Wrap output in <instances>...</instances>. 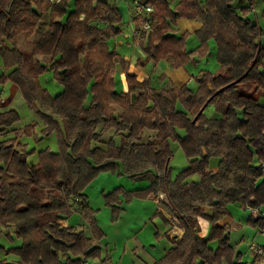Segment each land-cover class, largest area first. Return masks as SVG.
<instances>
[{
  "label": "trees",
  "instance_id": "obj_1",
  "mask_svg": "<svg viewBox=\"0 0 264 264\" xmlns=\"http://www.w3.org/2000/svg\"><path fill=\"white\" fill-rule=\"evenodd\" d=\"M69 1L0 0V57L10 70L2 79L17 87L29 107L39 99L41 74L52 71L63 84V91L48 100L49 113L40 115L42 136L57 134V152L42 150L33 164L28 162L33 152L17 143V137L0 141V227H12L20 240V246L6 251L0 246V252L17 257L14 263L0 259V264L99 259L100 248L63 221L76 208L90 221L92 238L100 240L85 191L99 172L119 168L128 175L154 170L157 174L146 189L123 195L128 202L164 189L183 224L180 242L153 264H256L241 262L226 228L218 226L229 204L264 211V46L257 24L247 17L253 0H180L173 8L169 0H140L153 9L152 31L143 40L147 60L156 64L167 59L178 68L194 56H206L213 41L219 68L196 78L195 91L187 86L157 91L148 80L126 73L125 93L116 91L112 78L123 62L108 47L120 32L118 5L73 0L71 8ZM178 19L202 24L195 32L200 45L193 52L186 51L188 34H175ZM33 33L30 55L47 65L40 61L25 70L24 54L14 39ZM208 105L218 117L203 113ZM18 121L14 110L0 112V137ZM33 128L23 133L31 135ZM109 131L113 137L104 143ZM146 132L150 135L143 141ZM171 140L188 161L173 180ZM211 160L217 161L216 173L209 170ZM194 175L198 181L188 182ZM120 194L117 189L106 196L116 214ZM205 206L213 209L212 216L204 213ZM198 217L210 223L205 237H199ZM247 223L264 231V214L250 216Z\"/></svg>",
  "mask_w": 264,
  "mask_h": 264
},
{
  "label": "rangeland",
  "instance_id": "obj_2",
  "mask_svg": "<svg viewBox=\"0 0 264 264\" xmlns=\"http://www.w3.org/2000/svg\"><path fill=\"white\" fill-rule=\"evenodd\" d=\"M131 1L132 0H122L117 4L122 16L119 26L120 32L109 39L108 47L110 51H114L120 56L126 55L127 60L130 62V66L133 69L148 73L153 65L149 64L144 67L136 65L137 59L140 57L145 60L143 47L146 44V40L137 43L132 38L134 24H129L130 15L128 16L127 11L124 8V6L127 7ZM51 2H53V0ZM69 6L73 8V0L69 1ZM247 17L251 22L257 24V27L260 30V44L264 46V0H253V6L248 12ZM34 35V33L29 37L20 35L14 39L16 41V46L19 47L24 54L22 67L25 70L40 61L45 62L47 65L46 60L40 57H31L30 55L31 41ZM4 45L10 48L12 47V41L5 40ZM194 57L200 59L199 69L207 73L214 72L215 59L213 57L212 60L209 58L208 61L200 56ZM127 60L126 62H128ZM123 68H125V64H123ZM9 71L10 70H7L4 67L3 61L0 57V112L14 110L19 116V121L12 127L14 130L5 131L0 137V141L17 137V143L25 145L29 152H33L32 155L28 157V162L36 164L38 162V152L45 149H48L51 152L58 151L56 133L53 132L48 136H42L41 130L45 125L41 120L40 115L49 113L48 100L50 97L53 98L63 91V84L54 78V73L52 71H46L41 74L39 76V99L32 107H29L22 99L20 93L15 90L12 83L8 80L2 79L3 76H6L9 73ZM121 71V67L117 65L116 70L112 72V78L113 76L115 77V83L118 86L119 91L123 83L122 81L124 80V82H126L124 74L126 71L123 73L124 76H122V74L119 75ZM217 71L215 73H217ZM194 72L196 74L198 73L196 70H194ZM160 77V73L154 72L151 75L152 83L156 84ZM119 78L121 82H119ZM195 86V81L193 80V83L187 87L192 89ZM43 89L46 90V93H42ZM125 89H127V86ZM177 108L181 111L184 110V107L179 103L177 104ZM28 126H34L31 135H25L23 133ZM177 133L180 136L184 135L183 130H178ZM112 134V131L105 132L103 142L106 143L109 140V136H112ZM149 135L150 133L146 132L143 141ZM119 140L120 139L118 138H114L116 144H118ZM101 147L104 148V146ZM170 148L171 151L174 152V161L170 164L169 168L171 169V172L175 174V178L179 169L186 166V160L183 152L180 151L177 141L171 140ZM197 180L198 176L194 175L188 179V182H194ZM148 185L149 182L147 180H143L142 178L134 179L125 173L123 168H119L114 172H99L85 191L88 199V206L92 209L93 214H91L93 215L94 223L102 234L100 240H95L102 250L101 257L105 258V254L108 253V257L111 258L112 263L114 264H144L141 262V259H144L147 253H150L157 259L161 258L164 250L169 249L171 246L170 240L166 236L167 232L171 237L172 244L179 243L182 238L184 233L183 224L178 219V216H176L171 210L166 195L162 193L164 189L160 192L161 197L159 206H157L156 203L154 204V201L150 203L138 202V200H146L145 197L138 198L133 196V198L127 202L123 195L124 193L128 194L133 191L144 190ZM117 189H119L121 193L118 196V205L121 210L116 214V210L107 203L108 198L106 199V196L113 194ZM160 208H163L168 215V224L164 223L160 218L158 214ZM228 212L234 215L237 222L245 225L242 227L244 229H238L231 232L230 244L234 247L235 254H240L241 262L252 263L253 255L248 251L247 244L254 239L256 231L260 232V230H255V228L247 223V219L251 216L250 209L244 210L241 206L229 204ZM66 225L82 231L87 238L93 237L90 221L83 213L77 211L76 208L66 219ZM243 236L244 241L242 240ZM91 242L94 243L93 238L91 239ZM135 242L143 243L145 245V251L132 254ZM254 242L256 245L264 247V238L257 236ZM0 246L4 248L5 251L20 246V240L15 238L14 229L12 227H0ZM212 247L216 248L217 244H213ZM0 259H5L6 261L14 263L16 262L17 257L14 255L7 256L5 252H0ZM94 261L95 259L93 258H86L84 260L86 264H96ZM149 263L150 262H148V264Z\"/></svg>",
  "mask_w": 264,
  "mask_h": 264
},
{
  "label": "crops",
  "instance_id": "obj_3",
  "mask_svg": "<svg viewBox=\"0 0 264 264\" xmlns=\"http://www.w3.org/2000/svg\"><path fill=\"white\" fill-rule=\"evenodd\" d=\"M50 1H52V0H50ZM169 1L171 3V8H173L177 3L180 2V0H169ZM200 1H203V0H200ZM124 8L126 9L127 14L129 16L130 15L129 14V7L128 6L127 7L124 6ZM121 18H122V16H121ZM129 24H130V22H129ZM201 25H202L201 22L198 21V20L178 19L176 21V27H175L176 33L175 34L178 35V36L183 35V34H188V37L186 39V51L187 52H193L194 50H196L199 47L200 43L197 40V38L195 37V32L198 31L201 28ZM208 51H209V53L203 58L206 59V61H208L209 58H210V60H212V57L215 59L216 48H215V43L213 41H209L208 42ZM117 57H118V59L120 61L123 62V64H125V68H123L122 65L118 64V66H120L121 69H122V71L119 73V75L123 74L125 71H126V73L134 74L139 81L148 80L149 83H150L151 88H153V89H155L157 91H166V90H168L170 88L179 89L182 86H189L190 84L193 83V80L195 81V85L196 86L193 87L191 90L195 91L198 88V85L196 83V78L200 77L204 73H207V72H204L201 69H199V67H200V64H199L200 61L199 60L200 59H197L195 57H193L190 62L185 63L181 67L173 68V67H171L170 62L167 59L160 60L156 64H154L151 60H147L146 59V55H145V60L142 59V57H140L139 59H137V63H140V65H138L139 67H144V66L149 65V64L153 65L151 70L148 73L143 72V71H137V69H133L130 66V62L127 60V56L126 55L125 56H120L119 54H117ZM126 60L128 62H126ZM215 60H214V72L213 73H215L217 71L218 67H219V65L217 64V62H215ZM194 70H196L198 73L196 74L194 72ZM154 72H156V73L158 72V73L161 74V77L158 79L156 84H153L152 81H151V75ZM126 73H124L125 74V78H126ZM119 82H121L120 78H119ZM13 86L15 87V90L18 91L17 87L15 85H13ZM125 86H127V83L125 84ZM125 86L122 83L120 91H123L124 93L127 92L128 91V87H127V89H125L126 88ZM115 89H116L117 92H120L117 85H115ZM203 113L209 118L218 117V115L215 114L214 107L212 105H208L204 109ZM115 138H118V137H115ZM180 151H182V150L180 149ZM172 154H173V157H172V159H171V161L169 163V166L174 161V152H172ZM184 158H185V156H184ZM185 160H186V158H185ZM187 166H188V161L186 160V166H184L182 169L186 168ZM182 169H179L178 173ZM209 170L212 173H216L217 172V161L216 160H211ZM156 174L157 173L156 172L154 173V170H151V171L143 173V174L130 175V177H132L134 179L142 178L143 180H147L149 182V185H150L151 182L154 179V176ZM169 174H170V179L173 180L175 174H173L171 172L170 168H169ZM198 178H199V176H198ZM160 197H161L160 193L158 195H149L148 197H146V200H138V202L150 203V202L154 201V204L156 203V205L159 206L160 205V202H159L160 201ZM234 205H238V204H234ZM121 206H123V205H121ZM238 206H240V205H238ZM241 207L244 210L246 209L243 206H241ZM202 209L204 210V213L207 216H212L213 215V209L212 208H210L208 206H205ZM225 210H226V212L228 214L225 217H223L218 222V226H220V227L224 226L226 228V230H227V232L229 234V239H230L232 231H236L238 229H244L242 227L245 226V225H243L240 222L236 221L234 215H232V213L228 212V206L226 207ZM123 211H124V209H123ZM158 212H159L158 214H159L160 218L162 219V221L164 223L168 224V222H167L168 221L167 220L168 219V215L163 210V208H160V210ZM261 213L264 214V211H261ZM250 215L253 216V217H256L259 214L253 215L251 213ZM197 223H198V226L200 228L199 237H205L208 234V232H209L210 223L206 219L201 218V217L197 218ZM63 225L67 226L66 225V220L63 221ZM255 230H259V229H255ZM78 231H80V230H78ZM166 236L170 240V243H171L170 245L172 246L173 244H172L171 237L169 236L168 232L166 233ZM257 236H259L260 238H264V231H261V230H260V232L256 231V235H255L254 239L250 243L247 244V247H248V251L253 255V262H255L256 264H264V254L257 255L254 251H251V249H250V246L253 244V245L257 246V247L262 248V250H264V247H261L260 245L258 246V245L255 244L254 240H255V238ZM88 238H90V237H88ZM242 238H243L242 240L244 241V236ZM90 239H92V238H90ZM93 241H94L93 244L100 248V246L98 245L97 241H95L94 239H93ZM240 244H241V242H240ZM134 246L135 247H134V249H132V254H136L137 252L141 253V252L145 251V245L143 243L135 242ZM171 246H170V248H171ZM100 250H101V248H100ZM167 250H164L162 257L165 255ZM101 253H102V250H101ZM161 258L157 259L156 257L151 255L150 253H147L146 256L144 257V259H141V262H143L144 264H148V262H150L149 264H153L154 262L160 260ZM94 262L96 264H114V263H112L111 258L108 257V253L105 254V258L100 257L99 259H95ZM243 263H247V262H243ZM132 264H135V263H132Z\"/></svg>",
  "mask_w": 264,
  "mask_h": 264
},
{
  "label": "built area",
  "instance_id": "obj_4",
  "mask_svg": "<svg viewBox=\"0 0 264 264\" xmlns=\"http://www.w3.org/2000/svg\"><path fill=\"white\" fill-rule=\"evenodd\" d=\"M59 0H53V2H58ZM112 4H118L122 0H108ZM129 7L130 14V24H134L132 38L135 42L140 43L144 40V35L148 34L152 31L151 25V14L153 9L148 4L143 3L140 0H132ZM121 75V74H120ZM124 76V74H122ZM124 86L125 82L122 81ZM126 87V86H125ZM261 177H264V167H261ZM250 209V212L253 215L262 214L258 208H247ZM251 251H254L257 255L264 254V250L262 248L257 247L255 245L250 246ZM85 264V263H81Z\"/></svg>",
  "mask_w": 264,
  "mask_h": 264
}]
</instances>
